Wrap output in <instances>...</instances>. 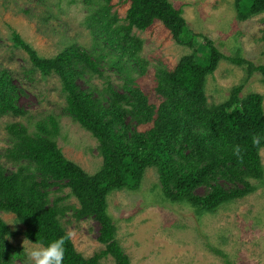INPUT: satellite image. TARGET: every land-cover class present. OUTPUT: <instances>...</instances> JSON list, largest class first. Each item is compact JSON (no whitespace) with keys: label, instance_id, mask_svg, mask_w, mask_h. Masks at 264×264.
<instances>
[{"label":"trees","instance_id":"trees-1","mask_svg":"<svg viewBox=\"0 0 264 264\" xmlns=\"http://www.w3.org/2000/svg\"><path fill=\"white\" fill-rule=\"evenodd\" d=\"M80 1L87 11L83 26L90 36V50L71 45L55 57L42 58L18 34L11 40L28 55L26 77L38 73L41 78L59 80L63 113L97 141L101 167L88 174L64 156L56 141L58 121L52 115L35 123L33 132L22 123H11L6 127L11 145L2 156L16 170L0 164V211L16 216L29 242L66 238L64 264H101L107 257L115 264H130L116 239L107 199L116 191H138L147 168L157 171L161 201L186 205L199 216L213 214L254 193L255 184H264L263 97L241 96L243 83L253 74H260L264 83V63L255 65L239 49L225 56L206 38L195 47V38L202 35H192L183 11L168 0H124L129 7L122 20L113 12V0ZM234 1L240 22L264 13V0ZM156 22L162 23L176 44L192 49L173 69L156 67L154 91L159 104L151 102L132 76L145 70L142 43L132 32L146 31ZM260 40L264 42V28ZM223 60L242 68L246 77L230 89L227 99L209 104L207 79ZM107 71L124 83L115 87L105 77ZM93 76L104 79L101 87L91 83ZM21 93L8 72L0 71V117L25 115L16 104ZM146 125L148 129H139ZM199 187L207 192L196 195ZM63 188L78 202V208L70 207L73 217L99 225L97 241L104 249L91 257L75 249L61 224L62 198L50 199L53 190ZM14 235L0 219V264H11L18 256L7 240Z\"/></svg>","mask_w":264,"mask_h":264},{"label":"rangeland","instance_id":"rangeland-1","mask_svg":"<svg viewBox=\"0 0 264 264\" xmlns=\"http://www.w3.org/2000/svg\"><path fill=\"white\" fill-rule=\"evenodd\" d=\"M77 1L62 0L58 4L59 0H0V71L8 72L12 83L21 90L16 104L25 111L22 116L0 117V164L8 170H16V165L2 156L11 145L7 125L19 122L33 132L35 123L48 115L58 121L57 145L68 160L88 174H94L101 167L97 141L63 113L65 102L59 80L41 78L38 73L26 77L25 71L30 69L28 55L11 40L14 33L18 34L42 58L55 57L71 45L90 50V36L83 26L87 11L81 1ZM168 1L183 11L192 35H202L195 38V47L206 38L225 56L239 49L241 56L255 65L264 63V42L260 40L264 13L240 22L234 0ZM112 5L113 12L122 20L129 4L113 0ZM132 34L142 43L140 58L145 62L144 73L133 72V79L151 102L159 104L154 91L156 67L173 69L192 49L176 44L160 22L143 32L133 30ZM106 76L115 87L124 83L114 73L107 71ZM245 77L242 68L221 61L207 79L208 103L218 104L227 99L230 89L243 83ZM91 83L101 87L104 79L93 76ZM78 85L86 86L83 81H78ZM251 93L262 95L264 106V83L260 74H253L243 83L241 96ZM148 127L140 126L139 129ZM260 157L264 168V148ZM255 185L254 193L219 207L213 214L199 216L186 205L161 201L157 171L147 168L138 191H116L108 196L107 211L116 226V239L130 264H264V184ZM206 192L205 187L195 190L199 196ZM56 196L62 198L60 206L65 208V213L60 221L75 249L84 257L104 249L97 241L98 223L73 217L70 207L78 208V202L69 195V189L53 190L50 199ZM0 219L16 232L7 237L18 253L11 264H30L27 255L30 246L22 235L24 227L12 213L0 211ZM101 264L115 263L107 257Z\"/></svg>","mask_w":264,"mask_h":264},{"label":"clouds","instance_id":"clouds-1","mask_svg":"<svg viewBox=\"0 0 264 264\" xmlns=\"http://www.w3.org/2000/svg\"><path fill=\"white\" fill-rule=\"evenodd\" d=\"M28 259L30 264H64L66 238L50 242H29Z\"/></svg>","mask_w":264,"mask_h":264}]
</instances>
